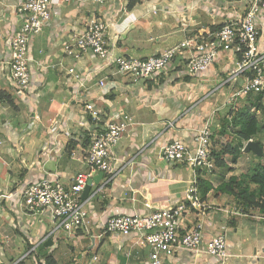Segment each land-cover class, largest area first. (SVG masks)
Wrapping results in <instances>:
<instances>
[{
  "label": "crops",
  "instance_id": "obj_1",
  "mask_svg": "<svg viewBox=\"0 0 264 264\" xmlns=\"http://www.w3.org/2000/svg\"><path fill=\"white\" fill-rule=\"evenodd\" d=\"M130 1L95 4L90 0H52L51 20L30 41L31 88L21 92L11 79L9 60L11 37L21 25L17 7L22 0H1L0 93H9L13 104L0 98V138L5 141L0 146V264L21 260L26 264H45L46 256H52L58 264H146L150 248L137 235L108 234L99 238L102 223L119 213H149L179 203L191 186L194 172L188 165L164 160L161 149L175 140L194 148V131L207 118L212 117L214 122V149L237 141L228 134H219L223 122L219 114L224 109L216 97L218 92L230 91L228 85L220 88L236 66L237 58L232 52H223L208 70L195 76L185 72L189 55L186 52L177 56L157 80L144 82L112 74V68L92 54L81 62L74 60L64 48L70 36L83 31L94 17H100L108 23L115 54L149 57L191 34L206 33L241 16L243 3L137 0L129 6ZM258 25L259 44L264 49V10ZM71 66L97 70L86 83L89 88L80 95L76 80L68 75ZM104 76L111 79L102 88L98 81ZM217 78L221 81L214 85ZM242 82L240 77L237 85ZM86 102L95 103L111 116L125 111L134 116L135 124L125 132L115 151V167L121 171L101 192L96 193L99 184L93 183L84 196L88 199L90 231L73 235L67 232L63 236V229L54 231L56 224L49 214L23 212L17 197L4 199L1 194L42 177L68 180L79 171H86V165L74 155L86 146L92 125L85 112ZM216 109L219 112L215 114ZM262 147L264 150V144ZM262 155L244 150L234 164L235 171L243 157H253L257 163L264 159ZM215 176L219 177L214 174L207 179L216 180ZM2 179L6 189L1 188ZM105 181L103 177L99 183ZM217 181H213L215 186ZM227 196L212 190L204 200L211 207L205 214L187 215L184 224L190 227L202 219L207 236L225 232L229 257L225 261L207 256L196 259L193 254L181 252L165 264H264V219L259 222L258 216L250 215L228 218L222 209L228 206L227 202L235 201ZM18 255L22 257L16 258Z\"/></svg>",
  "mask_w": 264,
  "mask_h": 264
},
{
  "label": "built area",
  "instance_id": "obj_2",
  "mask_svg": "<svg viewBox=\"0 0 264 264\" xmlns=\"http://www.w3.org/2000/svg\"><path fill=\"white\" fill-rule=\"evenodd\" d=\"M90 1L105 4L115 0ZM226 1L242 2L244 13L226 21L215 30L191 34L184 41L156 55L133 57L115 54L114 45L108 37V23L100 17H94L83 31L70 36L64 50L66 55L80 62L85 56L92 54L103 61L105 66L112 68V74L126 75L144 82L157 80L177 56L186 52L189 55L185 72L191 76L208 70L223 52H232L237 58L236 66L220 89L223 90L225 85L230 87V91H224L229 97L224 105L233 106L249 92L264 90V49L259 44L261 32L258 25V19L264 10V0ZM52 8V0H22L17 7L21 25L11 37L9 69L13 83L21 92L29 91L32 84L31 38L49 23ZM96 71L76 66L68 68V75L77 82V94L80 95L82 90L89 88L86 83ZM240 77L243 82L237 85ZM110 79V76H104L99 79L98 84L105 88ZM85 112L90 116L92 125L88 131L86 146L81 149L80 154L75 152L74 155L75 159L86 165V171H79L68 180L59 176L42 177L1 194L4 199L17 197L23 212L49 214L56 224L54 231L63 229L69 235L83 230L90 231L88 199L84 197L86 186L99 172L105 173L106 181L104 184L99 183L96 193L114 180L121 171L115 167L116 148L125 132L135 124L133 115L121 111L111 116L93 102L85 103ZM214 113H217V109ZM213 123L212 117H209L195 129L194 148L181 140H175L161 149L164 160L188 165L194 172L191 186L179 203L149 213L124 212L110 216L102 223V232L98 237L108 234L130 236L134 233L141 243L150 248L146 264H165L166 260L181 252L193 254L196 259L207 256L225 261L229 257L228 236L225 232L207 236V226L202 219L196 220L190 227L184 224L187 215L196 212L205 214L207 208L211 207L202 199L197 182L199 176H210L217 169L212 154ZM3 143L5 141L0 138V146ZM247 143L248 141L245 142V147ZM222 210L228 218L248 215L238 207H224ZM259 218L264 219V216Z\"/></svg>",
  "mask_w": 264,
  "mask_h": 264
},
{
  "label": "trees",
  "instance_id": "obj_3",
  "mask_svg": "<svg viewBox=\"0 0 264 264\" xmlns=\"http://www.w3.org/2000/svg\"><path fill=\"white\" fill-rule=\"evenodd\" d=\"M137 0H131L129 6L135 4ZM221 25L215 26V30ZM0 98L13 104L11 95L7 92H1ZM242 105L234 104L228 111L227 116H223V121L218 130L221 135L228 133L234 134L235 142L222 143L219 148L212 150L215 158L217 169H219V183L217 186L207 177H198V188L203 200H206L208 194L215 190L216 192L233 195L236 200V207L242 208L249 215L252 211H258L264 215V163L259 160L254 172L248 177L232 174L226 178V173L234 171V166H230L239 162L240 156L244 152L245 142L255 140L263 146L260 139L264 133V90L260 92H249L241 101ZM218 115V114H217ZM260 157V156H259ZM264 157V154L262 155ZM216 170L210 176L216 173ZM240 176V177H239ZM16 264H26L21 260ZM45 264H58L52 256L45 257Z\"/></svg>",
  "mask_w": 264,
  "mask_h": 264
},
{
  "label": "rangeland",
  "instance_id": "obj_4",
  "mask_svg": "<svg viewBox=\"0 0 264 264\" xmlns=\"http://www.w3.org/2000/svg\"><path fill=\"white\" fill-rule=\"evenodd\" d=\"M220 78L218 79H216L215 81H214V85H215V83L217 84V83H220ZM216 97L218 98V100L220 101V102H223V104H221L222 105V107H223V109L224 110H222L221 112H220V114L219 115H221L222 117L221 118H223V115H225V116H227V114H228V111L230 110V105H224V103H226L227 102V100L229 99V97L227 98V95H226V93H224V94H222L221 92H218L217 93V95H216ZM240 101H241V99L237 102V104H239L240 103ZM240 105H242V103H240ZM217 112H219V111H217ZM222 113V114H221ZM229 138H233V137H236V136H234V134H232V133H228V135H227ZM260 139L262 140V142H263V144H264V133H262V135L260 136ZM241 162H240V164H239V166L238 167H236V170H238V171H235V172H239V175L241 176V177H248V175L249 174H251V173H253L254 172V168H255V166H256V164L257 163H254V161L255 160H253V157L252 158H250V157H248V156H246V157H243L242 158V160H240ZM261 161V160H260ZM230 163V166H234V164L231 162V161H229ZM262 162H264V159L262 160ZM253 163H254V165H253ZM234 171H231V172H227L226 173V171H225V175H226V178H228L230 175H232V174H234ZM219 169L218 170H216V173L215 174H217V175H219ZM239 176V177H240ZM212 177V176H211ZM215 178H216V180L214 179L213 181L217 184V180H219L220 179V177H218V176H215ZM1 188L2 189H6L7 187H6V184H5V182H4V180L2 179V182H1ZM3 191V190H2ZM217 195H218V193H217ZM228 196H227V198H231L232 199V201H235L234 203H229V202H225L226 204H228V206L227 207H229V208H234V207H236V200H235V197L233 196V195H229V194H227ZM229 200V199H228ZM249 215L251 216V217H253V216H258V218H259V216H264L263 214H261V213H259L258 211H252L251 213H249ZM248 215V216H249ZM230 217H233V216H230ZM40 218L38 217L37 218V220H39ZM253 220H256V218H253ZM262 219L261 218H259L258 219V221L260 222ZM52 226V225H51ZM62 232V235L64 236V234H66L67 232L65 231V230H61ZM9 259L11 258V256L10 255H8L7 256ZM22 256H17L16 258H21Z\"/></svg>",
  "mask_w": 264,
  "mask_h": 264
},
{
  "label": "water",
  "instance_id": "obj_5",
  "mask_svg": "<svg viewBox=\"0 0 264 264\" xmlns=\"http://www.w3.org/2000/svg\"><path fill=\"white\" fill-rule=\"evenodd\" d=\"M245 150L247 151H253L257 155H262L263 154V147L260 145L258 141L255 140H250L246 144ZM105 177L104 172H99L97 175L94 176V178L90 179L88 182V185L86 186V189L84 191V195H87L90 192L91 186L93 183L99 184L101 179ZM49 243L52 244L53 240L50 238Z\"/></svg>",
  "mask_w": 264,
  "mask_h": 264
}]
</instances>
